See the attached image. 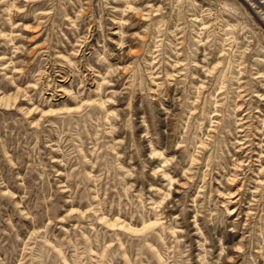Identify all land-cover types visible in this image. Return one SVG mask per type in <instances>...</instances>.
Wrapping results in <instances>:
<instances>
[{
	"label": "rangeland",
	"instance_id": "rangeland-1",
	"mask_svg": "<svg viewBox=\"0 0 264 264\" xmlns=\"http://www.w3.org/2000/svg\"><path fill=\"white\" fill-rule=\"evenodd\" d=\"M0 264H264V0H0Z\"/></svg>",
	"mask_w": 264,
	"mask_h": 264
}]
</instances>
